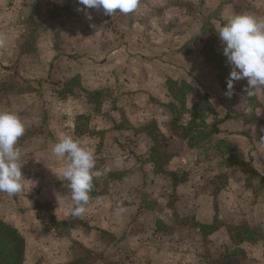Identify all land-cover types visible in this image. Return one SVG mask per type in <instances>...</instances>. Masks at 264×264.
Returning <instances> with one entry per match:
<instances>
[{
    "label": "crops",
    "instance_id": "crops-1",
    "mask_svg": "<svg viewBox=\"0 0 264 264\" xmlns=\"http://www.w3.org/2000/svg\"><path fill=\"white\" fill-rule=\"evenodd\" d=\"M259 2L257 7L264 8V0ZM139 4L132 13H114L125 21L115 24L113 33L100 23V16H109L103 9H85L78 0H0V35L6 37L0 46V110H15L26 121L18 141L25 187L16 195L0 194V219L23 237V264H213L206 261L203 244H209L211 255L217 240L243 250L248 264H264V191L247 186V171L239 166L252 162L264 177V155H259L264 143L257 141L254 121L225 117L234 108L221 84H212L205 72L215 73L198 51L207 13L191 10L193 22L186 33L180 21L171 19L170 31L162 36L167 41L159 45L169 50L148 54L142 43L155 37L146 32L149 22L132 18L142 10ZM160 8L166 14H186L177 0ZM86 13L95 17L88 19ZM200 71L205 75L199 76ZM196 76L208 77L209 83L204 80L195 89L214 101L225 99L224 106L214 104L205 115L222 139L240 134L232 152L238 163L211 168L195 164L193 170V165L187 167L193 152L174 151L160 168L151 160L157 143H175L172 128L187 127L195 117L188 113L181 122L174 120L177 102L169 85L195 87ZM193 100L186 95L187 108L193 109ZM245 106L243 113L251 107ZM251 108L249 115L264 122V109ZM62 134L92 146L97 169L111 168L94 179L80 217L68 214L70 190L59 177L66 161L52 152ZM162 169L169 176L190 171L168 191L177 194L173 207V200L148 203L156 199L153 190L162 180ZM218 175H225L223 185L215 183ZM180 197L191 208L186 211L193 221L190 227L178 224L186 215L179 213ZM213 224L208 234L199 227ZM163 225L172 229L163 233ZM241 226L259 238L235 245L229 227Z\"/></svg>",
    "mask_w": 264,
    "mask_h": 264
},
{
    "label": "rangeland",
    "instance_id": "rangeland-1",
    "mask_svg": "<svg viewBox=\"0 0 264 264\" xmlns=\"http://www.w3.org/2000/svg\"><path fill=\"white\" fill-rule=\"evenodd\" d=\"M166 1L168 0H142V2H140L139 4V7H141L142 10H140L139 15H135L132 17L134 19H141L150 23V28L146 30V32L150 31L151 35L155 37V39H146V41L142 43L144 48L147 49L146 52L148 54H157V52L163 54V48L169 50V47L166 48L164 46H160V49L159 45L160 42L162 44L167 41V39L162 36L165 31H170V28L172 27V25H170L172 23L171 19H173L175 22V19L180 21V28H182L181 32L186 33V28L190 27L193 22V15L190 14V11L196 10L199 12V14H201L202 12H206L207 15L203 20V29L201 31V36L198 37L199 40L203 38V40L201 41L202 46L199 45L198 51H201L209 68L215 71V73L205 71L208 74L209 79L212 81L211 83L214 84L215 82H218L219 84H221L223 89L227 91V79L229 77L231 68L226 62V57L223 55V45L218 35L219 29L233 15L236 14L249 13L257 17L264 18V8L257 7L262 4L261 2H259L260 0H177L181 2V6L186 10V14L182 13L181 15H177L175 13L166 14V12H163V8L159 9V6H163V3H166ZM173 2L174 0H169L170 5H172ZM155 9L158 11H154ZM94 17L95 16L91 18ZM99 19L100 23H102V26L108 28L113 33V26H115V24L119 22L125 21L122 20L123 18H121L119 15L115 17L114 14L109 15L108 17L100 16ZM173 28L175 29V27ZM126 37H129V35H127ZM201 74L204 73H201L200 71L199 76H201ZM199 76H196L197 78H199V84L195 87L193 85V87L189 85L178 86L176 84L174 85L173 83H170L169 85L170 91L173 92V97L177 102V105L172 107L174 109L171 108L174 120L181 122V120H184L186 118V115H188V113H193L195 117L194 119H192L194 123H189L187 127H179L176 125L177 127L172 128L171 131L173 135L177 137L175 143H167L165 141L157 143L156 155H154V157H151V160L155 162L156 165L160 168L165 167L167 162L170 160L169 156L171 152L174 151H182L184 153L193 152L194 156L191 157L187 165V167L193 165L190 167L193 168V170L195 164L201 165L202 168H211L219 166L220 163L225 164L238 161L235 158V155H232V152L240 143L238 137L240 136V134L236 137V139L235 136H230L232 134H228V137L231 138V140L222 139L225 136L219 137L220 133L217 131V129L211 126L213 124L211 123L212 121H208L210 119V116L205 115V113H211L214 110V104H220L224 106L223 101H225V99L223 100L221 98H218L220 96L218 95V99L214 101L209 93L195 89L197 87H201L204 80L209 83L208 77L204 76L203 79ZM246 85V80H240L234 83V95L231 99H227L229 106L234 109L232 111L230 109L229 112H231V115L229 114V112H227L225 117L233 118L234 120L240 119L241 121H254L253 123L256 124L255 128H258V131L256 133V138L258 139L257 141H259V143H264V122H258L254 113H252V115H249V111L245 113L242 112V110H245V108H247L245 105H250L253 108L260 107L264 109V89H257L256 94L249 97L243 91ZM188 94H191L194 98L193 109H189L186 107L189 104V102L186 101V95ZM190 104H192V102ZM194 108H196V112H194ZM245 114H248L249 116H246ZM255 121L257 122L255 123ZM259 155H264V148H261L259 150ZM185 159L186 160L184 164H186V162L188 161L187 158ZM245 164L246 165L239 164V166L245 167L247 171V186L252 187V189L255 191H264V182L260 181L259 178L248 171V167L253 169L252 165L254 164H252V162H247ZM162 173V180H158V182H160L157 186L158 188L153 190L154 196L156 195V199H149L148 203L149 206L158 203L163 204L164 202H168V204H170L173 200V207L174 203L178 199L177 194L175 193V189H172L171 192L168 191L171 190V187H173L172 184H174L175 182H179L182 179H187L188 175H190V171H182L180 169L173 173V175L169 176V174H166V171H163L162 169ZM198 173L201 174V169H199ZM258 174L260 175V173ZM111 177L115 176L112 175ZM214 180L215 183L223 185L226 181V178L225 175H218ZM152 184H155L154 180L152 181ZM187 196L191 197L192 195ZM178 201L179 202L177 203V206L179 208L180 214H183V211L185 213L186 211L191 210L186 199L180 197ZM164 209L165 207L161 205L160 210L164 212ZM178 224L181 227H190L193 225V221L191 216H187L186 212V215L180 216ZM57 228L63 229L61 225H57ZM162 228L163 233H167L168 230L172 229V227H167L166 225H163ZM214 228L215 226L213 224L211 225L210 230L213 231ZM232 229L233 227H229L230 234L232 232ZM210 230L207 229L205 230V232H203L205 234H208L211 232ZM208 246L209 244H203V247L205 248L204 256L207 259L206 261L210 260L213 264H228V261L238 260L239 264H248L247 262H245L244 258L232 255L235 249L233 250L234 246L230 242L226 245L224 240H217L215 242V248L212 250L211 255L210 251H208L209 249H207L209 248ZM224 246L228 248L226 251H223L222 249V247Z\"/></svg>",
    "mask_w": 264,
    "mask_h": 264
},
{
    "label": "clouds",
    "instance_id": "clouds-1",
    "mask_svg": "<svg viewBox=\"0 0 264 264\" xmlns=\"http://www.w3.org/2000/svg\"><path fill=\"white\" fill-rule=\"evenodd\" d=\"M85 9H103L106 15L117 11L122 14L134 12L139 0H78ZM87 14V13H86ZM91 19V15L87 14ZM223 45V55L231 71L224 95L231 99L234 83L246 80L243 89L247 96L264 89V18L249 13L233 15L218 32ZM6 37L0 35V46ZM251 112L252 108L249 107ZM26 131V121L15 110H0V193L10 196L21 193L25 187L22 174L23 155L18 146L19 139ZM53 154L66 165L60 173L68 182L72 204L67 209L71 216H83L90 201L93 181L106 175L111 168L97 169L95 149L87 142L73 135L62 134L52 147ZM97 204L101 201L97 199ZM123 209H120L122 212Z\"/></svg>",
    "mask_w": 264,
    "mask_h": 264
},
{
    "label": "trees",
    "instance_id": "trees-1",
    "mask_svg": "<svg viewBox=\"0 0 264 264\" xmlns=\"http://www.w3.org/2000/svg\"><path fill=\"white\" fill-rule=\"evenodd\" d=\"M156 155V149L153 156ZM246 165V164H244ZM248 167V166H246ZM248 171L264 182V177L248 167ZM1 194V193H0ZM199 226V225H198ZM202 231L211 229V226L200 225ZM212 231V230H210ZM235 245L241 242H255L259 234L247 226L233 227L230 234ZM25 241L17 229L0 219V264H23L24 263ZM233 256L245 257V252L239 248L232 253ZM228 264H239L238 260L228 261Z\"/></svg>",
    "mask_w": 264,
    "mask_h": 264
}]
</instances>
